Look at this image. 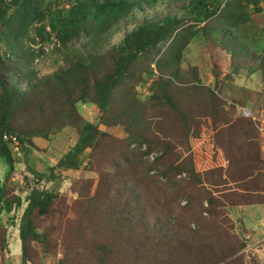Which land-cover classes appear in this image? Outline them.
Instances as JSON below:
<instances>
[{"label": "trees", "instance_id": "trees-1", "mask_svg": "<svg viewBox=\"0 0 264 264\" xmlns=\"http://www.w3.org/2000/svg\"><path fill=\"white\" fill-rule=\"evenodd\" d=\"M163 1L183 5L163 19L145 18L142 24L127 31L119 44L102 53L97 51V44L106 42L121 22L125 26L132 22L135 11ZM263 1L0 0V161L7 168L4 180L0 177V217L24 204L20 196L10 194L5 183L15 172V161L21 158L10 146L12 139L5 141L4 136L16 137L21 153L27 157L33 152L30 146H36L33 138L52 142L65 128L76 129L78 140L58 160L49 177L33 172L39 181L46 177L48 182H59L57 170H79L86 152L96 156L100 144L111 137L100 130V124L94 125L82 116L78 104L86 101L97 107L107 125L106 118L111 117L127 132L109 170H114L116 181L121 183L120 194L127 193L123 205L130 213H120L129 225L126 236H120L127 248L134 249L138 260L135 264L144 258L156 264H177L189 247L219 248L223 255L220 262L239 261L246 243L233 234L227 214L230 204L214 198L208 189L201 196L203 178L196 171L194 160L189 157L179 162L175 152L190 151L193 138L204 140L192 124L208 119L214 145L229 165L237 164L241 181L253 180L258 172L264 176L261 140L251 112L244 110L242 116H230L215 89L203 84L198 67L184 68L196 38H218L217 51L231 56L232 71L228 77L246 70L249 76L261 74L264 84V48L257 53L245 43L246 25L252 21V14H263ZM206 24L218 31L214 29L211 34L212 27ZM31 29L35 36L30 34ZM38 38L59 42L68 65L41 76L35 63L46 54L37 47ZM82 39L88 41L84 44L88 50H77L76 54V44ZM73 40L75 44L69 45ZM92 45L93 51L89 50ZM148 83L151 96L145 98L137 87ZM157 106L168 111L169 119L170 114L175 116V129L150 121ZM152 153L158 154L153 161ZM239 190L256 193L246 188ZM56 198L54 192L46 189L33 188L28 194L19 228L20 264L32 262L34 242L46 245L47 236L38 232L33 219L35 213L46 215ZM166 210L169 215H165ZM123 228L119 225L120 231ZM6 243L1 231L0 250L5 249ZM92 246L95 253H100L98 264H117L116 260L110 263V252L104 243ZM75 254L70 245L61 264H73Z\"/></svg>", "mask_w": 264, "mask_h": 264}, {"label": "rangeland", "instance_id": "rangeland-1", "mask_svg": "<svg viewBox=\"0 0 264 264\" xmlns=\"http://www.w3.org/2000/svg\"><path fill=\"white\" fill-rule=\"evenodd\" d=\"M182 5L183 2L169 4L167 1H163L156 6H144L143 10L135 11V18L130 24L125 26L123 25L125 22H121L110 33L111 36L106 42L97 44V51L102 53L109 46L119 44L127 31H131L142 24L145 18L163 19L167 14L176 12ZM260 7L264 11V1ZM251 19L253 22L251 21L246 25L247 41L245 43L252 50L260 53L264 48V12L260 15L252 14ZM210 26L212 27V24ZM214 29L218 31V28L212 27L210 32L213 35ZM47 32L50 30L47 29ZM30 34L35 36L33 29H31ZM217 40L218 38L216 41H211L204 36L196 38L190 46L184 68L198 67L203 84L215 89L216 94L226 103V110L230 116H242L244 110L251 112L255 128L259 133L264 156V84L260 77L261 74L249 76L246 70H241L238 74L233 73L232 77L229 78L228 75L232 71L231 56L224 51H217L219 50ZM36 41L37 47H42L46 54L39 58L38 63H35L41 76L51 74L68 65L67 57L62 54V47L54 38L52 41H41L40 38ZM86 42L88 41L82 39L76 44V54L77 50L86 53L88 50L84 47ZM74 44L75 40L69 45L73 46ZM71 49L73 47L68 50V53L71 52ZM89 50L93 51V45L90 46ZM137 90L145 98L151 96L149 83L146 86L139 85ZM78 106H80L79 111L86 121L94 125L100 124V130L108 133L111 137L100 144L96 156L91 151L86 152V158L79 170H57L55 175L61 177L59 182H48L46 177L43 181H39V177L35 176L34 173L46 174L45 176L48 178L51 169L54 168L58 160L78 140V132L70 127L71 133L61 139L56 138L57 141L52 145L41 138H33L37 147L30 146L33 152L27 157L22 155L19 161H15V172L5 182L10 194L20 196L24 204L10 215L0 217L3 226V229H0V239L1 231H3L7 242L5 249L0 250V263L2 264L21 263L22 242L19 228L24 209L27 206L26 198L33 188L50 190L56 194L57 198L46 215L40 216L38 213L34 215V225L38 232L46 234L47 243L45 246L39 242L33 243L30 259L32 262L30 264H61L70 245L76 250L74 255L76 259L73 264H98L96 258L99 257L100 253H95L93 243L96 245L104 243L110 252V263L111 260H116L117 264H135L138 261L137 256L132 252L134 249L127 248L126 242L121 240L122 237L120 236V233L123 237L126 236L127 233L124 232L129 225L127 218L122 217L120 213L122 211L128 212L123 205L124 200L127 199V193L120 194L121 183L116 181L114 170H109V164L117 159L116 153L120 149L118 147L122 146V142L127 138V132L123 126L117 125L111 117L106 118L109 124L107 125L104 115L102 117V113L97 111L95 105L81 101ZM86 108H92L94 113H88L89 109ZM167 112L157 106L155 111L151 113L150 121L156 120L159 121L158 125L163 128L175 129L177 119L173 118L175 116L172 114H170L172 118L169 119ZM161 114H164L162 118H155ZM208 122H210L208 119L193 122L194 129L199 130L204 135V140L201 139L202 144H198L200 142L193 138L190 151L179 149L175 152V158L179 162L186 161L189 157L190 160H194L195 169L203 178V186L199 187L201 196H204L203 190L208 189L212 191L214 198L225 201L227 205L230 204L227 207V214L231 218L233 234H237L242 242L246 243V247L239 253L240 259L236 263L220 262L223 260V255L219 248L209 247L203 250L197 249V247H189L177 264H215L217 262H220L219 264H242V260L243 264H264V237L251 240L250 234H247L250 226H257L261 220L264 221V208L250 209L249 207L264 205V176L258 172L253 180L242 182L237 164L229 165L223 153L214 145L211 136L213 133L207 125ZM157 155V153H152L150 160L153 161ZM6 171V166L0 161L2 180H4ZM152 174L155 175V172ZM111 182H113V186L110 185ZM241 188L254 190L256 193H242L239 190ZM158 209H161V206ZM133 213L135 212L131 211V214ZM165 215H169L168 210H166ZM136 221L135 219L133 222ZM260 223L264 232V222ZM119 225L124 227L123 232L120 231ZM93 237L95 238L92 240ZM144 260L145 258L139 264H156L149 259ZM165 264L176 263L169 261Z\"/></svg>", "mask_w": 264, "mask_h": 264}, {"label": "crops", "instance_id": "crops-1", "mask_svg": "<svg viewBox=\"0 0 264 264\" xmlns=\"http://www.w3.org/2000/svg\"><path fill=\"white\" fill-rule=\"evenodd\" d=\"M78 107H80V106H78ZM86 109H89V112L88 113H90V112L91 113H94V111L92 110V108H86ZM71 131L72 130H70V127L67 128V129H65L62 132V134L57 137V139H61V138L65 137V136H67L68 134L71 133ZM57 139L56 140H53L52 142H47V141L46 142L49 145H52V144H54L57 141ZM34 144L37 145L36 142H34ZM249 207H250V209L251 208L252 209H258V208H264V205L249 206ZM247 209H249V208L247 207ZM260 222L263 223L264 221L261 220ZM260 222H259V224L257 226L256 225H253V226H250V228H248V230H249L248 234H250V237L249 238H257V239H259V237H261L263 235L264 232H263V229H261V226H260L261 223Z\"/></svg>", "mask_w": 264, "mask_h": 264}, {"label": "built area", "instance_id": "built-area-1", "mask_svg": "<svg viewBox=\"0 0 264 264\" xmlns=\"http://www.w3.org/2000/svg\"><path fill=\"white\" fill-rule=\"evenodd\" d=\"M11 139H12V143L10 142V146L12 147L15 156L17 158H21L23 154L21 153V147H20V144H19L17 138L12 137V136H4L5 141H9Z\"/></svg>", "mask_w": 264, "mask_h": 264}]
</instances>
